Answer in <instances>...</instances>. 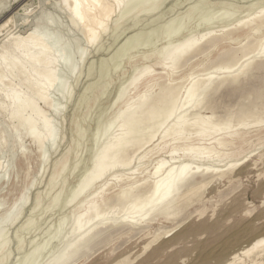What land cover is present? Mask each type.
I'll return each mask as SVG.
<instances>
[{"label": "bare ground", "instance_id": "6f19581e", "mask_svg": "<svg viewBox=\"0 0 264 264\" xmlns=\"http://www.w3.org/2000/svg\"><path fill=\"white\" fill-rule=\"evenodd\" d=\"M4 1L5 0H0V4H2V2H4ZM45 1L46 0H44V2ZM165 1L166 0H126L129 7H127L124 10H121V9L115 7V5L117 4V0H101V2H103L106 5V7L103 10L93 11L91 9V5L93 4V0H79V3L82 5L81 11L85 17V22H86L85 24L81 25L78 21H74L73 13L71 11H69L65 7H62V5L64 4V0H55L53 3V7H60L61 9H63L62 11H64V13H65L64 15H66L67 19H68V20L67 19L66 20L69 21L67 23H69L70 29L73 31V33H76L80 37V40H81L80 42H82V43L84 42L83 43L84 45L82 43H81L82 44L81 45L80 43H78L79 42L78 39H75V42H73V46L75 44L74 47L71 46L70 42L68 41L70 39V37H69V39H64L66 37L63 36L64 38H62L61 35L59 34V33H62L61 31L58 32V30L56 31V30L51 28L55 24V21H53L52 20L53 18L50 16L48 19L51 18L52 23L50 25H47L48 35L51 37L49 42H47V43H44V42L33 43L32 41H27V42H22L18 45L16 43V40L14 39L11 42L6 43V41H8L9 37L25 38V37H28L29 34L32 33L36 29V26H37L36 21L39 17L34 16L33 20L32 19L29 20L30 16H32L33 14L31 13V11H28V7H27L28 5L23 6L22 10H23L24 16H23L21 22L19 21L20 24H17L16 26H20V27L27 26V29L25 31L23 30L24 32H20V30H17L16 32L9 31L0 40V160H3L2 156L4 154H6L5 156H7L8 160L9 159L11 160L15 156V154L17 156V153L18 154L20 153L23 156L25 154V152H24L25 149L23 150V146H24L23 140L25 138H27L32 143L35 144V146L37 148L36 151L39 152L38 153V159H39L40 165H42L41 168L44 165H46V163L49 161L48 160L49 157L52 155L51 152L56 151V149L58 147L57 146L58 140H57L54 148L52 147V145L50 143L47 145V149L51 153V155L49 156L48 153H46L45 151H42L43 145L41 143V138L46 133L47 128L49 126H53V127H55V129L57 131L58 139H61V138H59L60 132L58 131L56 120H57V118L62 117L61 112L64 111L65 109H67L66 107H69L67 105H63L62 103H65L70 98L71 95L72 96L74 95L73 93L71 94V92L73 90L72 88L75 86L74 85L75 83L71 84L72 81L70 82L69 79L70 80L73 79V81L75 80L76 82L81 81L82 75L80 77L81 78L80 81L78 79L79 78L78 74L80 72H82V70H80V68H83L81 66V64L83 65L85 60L88 58L89 53H91L92 50H95V48L97 47V44L99 45L98 42L101 41V39L103 37H105L106 35L108 36L109 32H111L110 31L111 26L113 27L112 30H115L117 28V30H115V32L119 33L118 26L120 25L119 27H122L123 23L126 22L130 16H131L130 18H132L133 16H135L139 13L141 15L142 12L144 13V14L142 13L143 15H147V16L150 15L151 16L154 12H158L156 9H158L159 6L161 4H163ZM178 1L179 0H176L177 3H175V2L174 3L179 5ZM189 1H191V0H189ZM193 1L194 0H192V2ZM201 1L205 2V0H201ZM201 1H199V2L202 3ZM37 2H38V0H37ZM75 2H76V0H71V3L73 4V6L75 5ZM244 2H245V0H244ZM244 2H240V3H244ZM259 2L262 3V0H256V1L255 0H248V4H246V6H244V9L248 11L256 3H259ZM165 3H167V2H165ZM165 3H164V5H165ZM200 3H198L199 6H200ZM221 3L222 2H219L218 0L217 1L214 0L211 2V5L219 6ZM4 4H6V2ZM175 4L173 6H176ZM232 4H230V5H232ZM181 5L182 4H180V6ZM193 5L187 11L186 15H183V16H185L184 19L183 18L180 19V17H181L180 16V17H178L179 20L176 21L175 17L177 16V13H179V12H177L176 16L172 17V19L174 18L173 20L172 19H171V21L167 20L168 24L167 23L163 24V25L167 26V31H163L166 33V35L163 33L164 38H165V36L168 38L167 43L164 46H162L155 54L152 55L153 63L149 64V65H144L140 69H134V72H133L134 74L131 72L133 75L130 74L131 77L127 76L129 78L128 79L129 81L127 79L126 80L128 82L125 83V81H123L126 85L121 86L120 85L121 81H120L119 85L121 87H119V85L117 86V88L119 87V90L117 89L118 92L116 91L117 92L115 95L116 97H114L115 99H113L114 102L113 101H111V102H113L114 104L118 103V101L119 100L121 101V99L125 95H127V93H129L128 98L125 100L123 106L111 117V119H109L107 121V123H105L103 126L100 125L101 123H99V125L96 124L97 131H100V133L103 132L105 134V133L109 132L112 128H115L116 132H114V133L109 132L110 134L107 133L109 135L106 134L107 136L105 138V141L104 142L102 141L103 143H101L99 149L98 150L95 149L97 151L92 154L93 157H92V160L90 161L91 165H90L89 169L86 171V173L84 175H82L84 177L80 181L78 179L79 182H78V184L76 183L77 184L76 188L74 186L75 189L73 188L74 190L73 189L71 190L73 192L71 193V196H69V198L66 197V199L68 198L66 201H65V197H64L65 204L64 203L63 204L65 206L67 205L68 207H69V204L72 203L75 199H77L79 197H81V198L79 199V201L76 204L73 205V210H72V214H71L72 216L71 217L69 216L71 218L70 224L68 223L69 226L67 227V229H65L63 234H61L60 231L62 229L61 226H62L63 222L64 221L66 222L65 218H63L64 221L59 222L58 225L55 224L56 226H58V229L54 231V232L57 231L56 232L57 234L56 233L55 234L58 235L60 233L61 235L58 236V240H57L58 243L53 245L54 246L53 250L52 251L49 250L50 251V252L48 251L49 254L47 253V256L45 255L46 257H45L44 261L51 259L58 252H60L64 249H69V251L71 252V259H72V261H74L77 256L86 254V252H88L91 249L92 245L97 240L99 243L100 242L99 238H103V235L106 233V230L112 229V231H113L114 229H116L115 227L119 228L118 227L119 225H123V224H125L126 226L129 225L130 228L137 225V227H138V225H140L143 222H146L149 220L151 221V219L154 216L162 215L165 218L177 216L182 211L183 207L185 206V204H186L185 201L190 200L195 196H200L202 193V189L205 186H207V184H209L212 180L219 179V178L225 176L226 174L230 173L235 166H236L235 169L237 170V165L239 164L238 162L241 161V159L239 157L244 152L243 145H244V143L248 142L250 139L248 137V134L250 132H248L247 130H244L242 128L247 127L249 125V123L246 122V118L248 116H252V114H254L255 106H254V108H250L249 106H248V108H246V107H244L245 105L241 106V104H240L239 107H242V108L240 110L237 109V111H239V113L236 115H240V116H239L238 120H237V118L235 119V121H237V122H234L235 124L232 122V118H234V117L231 118L229 116L225 119L224 116L222 115L224 118L223 120L222 119L216 120L217 117L213 116L214 115L213 113L209 114V115L208 114L207 115H201V110L204 107H206V105L208 103H210V100H213V98H210V96L212 94L216 93L217 91H219L218 89L221 86L225 87L226 83H229V85L230 84L234 85L235 83H239L241 80H243L244 76L247 75L248 73H251V71L256 70V69H257L256 71H258V69L261 67L262 68L260 71H262V69L264 68V57H261L260 55L257 54L259 46H260V42L262 40H264V16H261L259 14L261 11V4L259 7L260 10L259 11L257 10L258 12L256 11V13H254L253 15H251V14L247 15V12H246V14L244 13L243 16L241 15L242 17L240 16L239 18H235L236 15L234 17V12H233V8H232L234 6L231 7L232 10L229 9L231 11L225 10V11L221 12V10H224V8L219 10L221 13L218 12V15H215L216 17H213V14H217L216 12L214 13L215 8H211V9H213V11H211L213 14L208 10L209 13L206 15L207 11L205 10V15H204V12L201 11V12H203V15L205 16V18H203L202 14H201L202 17L200 15H198L200 18H198V16H196V17L198 18L197 21H199V24L198 23L197 24H198V26H202V29H200L201 27L198 28L200 30L198 32H196L195 34L192 33L195 30L186 34L185 32H183L184 28H185L187 23L191 22L190 20H189L190 21L189 22L188 19H190L191 16H194V13L197 10L196 6H198V5L195 6V4H193ZM2 6H3V4H2ZM39 6H42V5H39ZM163 6H162V8H163ZM202 6L205 7V5H202ZM208 6H210V5H208ZM223 6H221V7H223ZM3 7H5V6H3ZM3 7H1V8L3 9ZM210 7H212V6H210ZM228 8H230V7H228ZM29 9L31 10L32 8H29ZM171 9L172 10L170 11V13L173 12V10H174L173 8H171ZM178 9H180V7ZM205 9H207V8H205ZM57 10H58V8H57ZM185 10H187V8ZM216 11H218V10H216ZM9 12H11V11L9 10ZM35 12H36V10H35ZM48 14H49V12H48ZM50 14H52V13H50ZM235 14H237V13H235ZM54 15L55 14L53 13V16ZM140 15H137V16L140 17ZM170 16H171V14H170ZM4 17H6V16H4ZM136 17H133L132 20L136 19ZM141 17H143V16H141ZM165 17H163V18H165ZM56 18H54V20ZM159 18H162V17H160V15H159ZM163 18H162V20H163ZM178 18H176V19H178ZM137 19H139V18H137ZM199 19L200 20L202 19V20L200 21ZM59 20L57 22H59ZM132 20H131V22H132L131 24L133 25L135 22H133ZM142 20L144 21V19H142ZM153 20L151 22H154ZM174 20H175V22H174ZM159 21H160V19H159ZM11 22H12V18L11 19L9 18L6 21L2 22L0 24V31H2L6 26H8L7 24H9ZM158 22H155V24ZM173 22L175 23V26H182V29L177 36H172L171 38H169V28L168 27L171 26L172 24H174ZM101 23L103 24V28H100ZM127 23H129V20L127 21ZM60 24H57V25L62 26ZM140 24H138V25H140ZM146 24H148V23H146ZM155 24H153V25H155ZM213 24H216L217 27H219V29H215L213 26H211ZM69 25H67V26H69ZM125 25H127V24L125 23ZM145 25H144V27H145ZM63 27H65V26H63ZM89 27L93 28L94 30L99 29V32H100V37H99L98 42L95 45L90 46V47L87 45V40H86V34H87ZM123 27H124V25H123ZM148 27H149V25H148ZM156 27H158V26H156ZM159 27L162 31L160 24H159ZM162 27H164V26H162ZM165 27H164V29H165ZM65 28L67 30V27H65ZM141 28H143V27H141ZM60 29H61V27H60ZM70 29H69V31H70ZM121 29H119V30H121ZM123 29H125V28H123ZM134 29H136V28H134ZM134 29L133 30L130 29L129 32H125V34L130 33V35L127 37V39L135 38L139 35V32H141V33L143 32V31L138 32ZM152 30L155 31L154 33L157 32L153 28H152ZM69 31H68V33H69ZM161 31H159V32H161ZM185 31L188 32L187 29ZM148 32H150V31H148ZM159 34L161 35V33H159ZM69 35H71V34H69ZM122 35L124 36L123 33H122ZM112 36H114V32H113V35H110V38H109L110 40H111ZM117 36L116 37L114 36V37L116 39L120 38L121 34H120V36H118V37ZM149 36L151 39H153L152 37H154V36L151 37L150 34H149ZM114 37L112 38L113 41H114ZM158 37L159 36H157V39H158ZM121 38H122V36H121ZM147 38H145V39H147ZM73 39H71V40H73ZM240 39L243 40L244 43H242L240 46H238V48L235 50H231L232 48H227V46H225V44H229V42H235V41L239 42ZM159 40H157V41H159ZM189 40L198 41V43H195V45L188 52H186L185 54L178 57L175 61L174 66L166 67V62H167L169 56L172 54L174 46H179L180 44H183L184 42L189 41ZM117 41H118V39H117ZM129 41L130 40L127 41V44L129 43ZM155 41H156V39H155ZM116 42H115V44H116ZM124 42H125V40H124ZM124 42H122V43H124ZM131 42H133V41H131ZM148 42H150V39L148 40ZM148 42L145 43L144 46H146V44H148ZM156 42H155V44L151 43L152 44L151 46H153L155 48L157 45H159ZM165 42H166V40H165ZM106 43H107V41H106ZM141 43H143V41ZM124 44H121L119 46H122ZM127 44H125V46H127ZM136 44H138V43H136ZM136 44H135V46H136ZM149 46H150V44H149ZM85 47H88V49H90V50L87 51L86 55L82 56L81 55V49H83ZM100 47H98V48H100ZM153 47H151V48L153 49ZM110 48L111 47H109V49ZM139 48H141V50H142L141 46ZM117 49H120V51H121V48L117 47ZM124 49H127V48L125 47ZM128 49L125 51L126 54H128L127 53ZM130 49H132V50H130ZM130 49H129L130 53H131V51L133 53V52L139 50L137 48H136L137 49L136 50L135 47L131 48V44H130ZM145 49H148V47L147 48L143 47V50H145ZM166 49L168 51H165ZM101 50L99 49V52ZM109 51H111V49ZM115 51H118V50H115ZM210 52H216V61L218 62V64L211 67L212 71L205 72L204 74L190 73L187 75H180L179 77L173 78V76L176 74L175 71L178 68L182 67L183 65L187 64L186 62L191 57L196 56L198 54H204V53L206 55H208ZM57 53L60 54L59 57L57 56ZM93 53H95V52H93ZM108 53L106 52V54H108ZM115 53L117 54V52H115ZM95 54L97 55V53H95ZM124 54H122V55H124ZM112 55H114V57ZM110 56H112L114 59L117 57H120V56L115 57V54H110ZM64 57L69 58L70 63L65 64L64 59H63ZM123 57L124 56H122V58ZM120 58H118L119 61L122 60ZM124 58H128V57L126 56ZM107 59H109V57ZM114 59H113V61H114ZM123 60H126V59H123ZM113 61H112V63H113ZM119 61H117L118 64L120 63ZM109 62H111L110 59H109ZM102 63L104 64V62H102ZM112 63H109L110 67L113 64H115L116 62L113 64ZM93 64L95 65V61ZM93 64H92V69H94ZM118 64H115V67H113V68H115L114 70L117 69L116 65H118ZM121 64H124V63H121ZM87 67H89V66L87 65ZM108 67H106V68H108ZM121 67L123 68L122 65H121ZM156 69H160V72L156 71ZM87 70L88 69H86V71H85L86 73L89 70L91 71V69H89L88 71ZM99 70L102 71L101 68ZM117 70L120 71L121 69L119 70V68H118ZM229 70H231V71H229ZM105 71L107 72V70H105ZM105 71H103V72H105ZM202 71H205V69ZM97 72H98V70H97ZM103 72H101L102 76L108 74V73L106 74V72L103 74ZM110 72H113V71L110 70L109 74H110ZM101 73L99 71V73H97V74L98 75L100 74L99 76H101ZM113 73L116 74L115 72H113ZM126 75H128V74H126ZM89 76L84 78V79H86V80L88 78L91 79L90 77H92L93 75L90 77ZM107 76H109V75H107ZM200 76H202V77H200ZM162 77L166 78L165 82L160 81V79ZM100 78H102V77H100ZM246 78H248V77L246 76ZM99 79H98V81L96 80V84H97V82L100 81ZM109 79H111V78H109ZM258 79H260V78H258ZM106 80H108V79L106 78ZM178 80L181 81L180 82L181 85L178 82ZM244 80H243V82H244ZM256 80L257 79H255V81ZM53 81H57V83H54ZM101 81H103V79H101ZM248 81H250V80L248 79ZM263 81H264V79H263ZM117 82H119V81H117ZM186 82H188V84L186 86H183ZM241 82H240V84H242ZM93 83H92V85H94ZM124 83H121V84H124ZM96 84L94 85V88H96ZM240 84H239V86L242 87V85H240ZM243 84L245 85L246 82ZM250 84H251V81H250ZM72 85H74V86L72 87ZM78 86H79V84H78ZM78 86L76 85L77 89H78ZM97 86H101V85H97ZM108 86L109 85H107V87ZM234 86H236V85H234ZM239 86H238V88H239ZM88 87H89V85L87 86V88ZM258 87L256 86V89ZM260 87H262V85ZM109 88H110V86H109ZM223 88H222L223 91L222 92L220 91L221 93H223L225 91L226 92L229 91L226 88L225 89H223ZM228 88H230V86H228ZM244 88L242 90H246ZM107 89L108 88H106L105 90H107ZM256 89H254V90H256ZM89 90H93V89H89ZM111 90L114 91V89H111ZM262 90L264 91V88H262ZM84 91H85V89H84ZM86 91L83 93H87ZM235 91L236 90H234V92ZM259 91H261V90H259ZM263 91H262V93H264ZM91 93H93V92H91ZM228 93L229 92H227L226 94H228ZM242 93H244V91H242ZM102 94H103V92H102ZM106 94H105V96H107ZM112 94H111V96H112ZM257 94H259V93H257ZM86 95H88V94H86ZM90 95H92V94H90ZM193 95H199L201 97V99L203 100V103H192L190 100V97ZM238 95H239V93H238ZM238 95H237V97H238ZM244 95H245L244 98H246L248 100V97L250 95H254V93L249 92V93L244 94ZM260 95H263V94H260ZM89 96H86V97H89ZM234 96H236V95H234ZM84 97H85V95H84ZM212 97H213V95H212ZM217 97H218V95H217ZM223 97H224V95H223ZM226 97H227V95H226ZM242 97H243V95L241 94V98ZM256 97H261V96L257 95ZM214 98H215V95H214ZM229 98H232V97H229ZM84 99H82V100H84ZM90 99H92V98H90ZM97 99H99V98H97ZM88 100H89V98L87 99V102H89ZM239 100H240V98H239ZM251 100H252V98L250 99V101ZM259 100H260V98H259ZM263 101H264V99H263ZM94 102H96L95 99H94ZM97 102H99V100ZM97 102L94 103V105L98 104ZM213 102L215 103L214 100H213ZM216 102H217V100H216ZM252 102H254V100L251 101V103ZM67 103H69V101ZM241 103L244 104L242 101H241ZM255 103L256 102H254V104ZM260 103H261V101H260ZM262 103H264V102H262ZM61 104L63 105V107L66 106L64 110H63V107ZM82 104H85V103H82ZM80 105H81V103H80ZM237 105H239V103H237ZM246 105H248V104H246ZM213 106H215V105H213ZM260 106L261 105H259V107ZM224 107H226V106H224ZM263 107H264V105L262 104V108ZM79 109H81V106L79 107ZM103 109L105 110V108H103ZM107 109H106V111H107ZM230 109L233 110V108H230ZM207 110L208 109H206L204 111H207ZM228 110L229 109H227V111ZM83 111H84V109H83ZM108 111H110V109ZM176 111H179V113H180L178 119L177 120H169L170 114H172L173 112H176ZM204 111H202V112H204ZM65 112H63V114ZM92 113L93 112L91 110L90 114H92ZM105 113H107V112H103L104 115H105ZM230 113H232V112H229V115H231ZM258 113H260V112H258ZM79 114H80V112H79ZM260 114H263L262 111ZM260 114H257V115H260ZM97 115H98V113H97ZM97 115L94 116V114H93L94 117H97ZM99 115H101V114H99ZM216 116H218V115H216ZM90 117H92V116H90ZM100 117H102V116H100ZM85 118H86V115H85ZM62 119H65V118H62ZM89 119H88V121H89ZM83 120H85V119H83ZM178 120H182L184 123V127L182 130H178L176 127ZM63 122H64V120H62L61 123H63ZM98 122L99 121L97 120V123ZM261 122H263V121H261L259 119L258 120L255 119V121H253V123L251 122V124L257 125ZM84 125H85V123H84ZM77 126L79 127V124L76 125V127ZM234 126H238L241 129H239V128L233 129ZM60 127H62V126H60ZM63 127H64V125H63ZM79 128L77 130L81 129V128L80 129ZM97 131H95V132H97ZM180 131H182V133H183L182 135H178V132H180ZM33 132L36 133L35 137L33 136ZM63 132H64V130H63ZM82 132H85V131H82ZM87 132H89V130ZM255 132L257 133L256 136H257L258 140L264 139V132L263 131L258 132L256 130ZM79 133H81V130L79 131ZM92 134H95V133H92ZM84 135H86V134H83L80 136L82 137ZM76 136L78 139V134ZM80 136H79V138H80ZM92 137H91V140H94V139L99 140V138L98 139L97 138L92 139ZM156 137H157L158 142L154 145L153 144L149 145L152 143L154 138L156 141ZM82 138H84V137H82ZM79 140L81 141V138ZM70 141L72 142L73 140H70ZM83 142H85V141H83ZM95 142H97V141H94V144H95ZM76 144H78V143H76ZM76 144H75V146H76ZM91 144H93V141ZM70 145H71V143H70ZM72 145H71V147H72ZM78 145L82 146V144L81 145L78 144ZM108 145H117L118 146L117 152L113 154V158L109 159L107 164L104 165V167H107L109 169L110 174L102 182H97V183H95V185H93L92 181L94 179V171L97 170L96 157H97L98 153L103 152V150ZM68 149H69V147H68ZM75 149H78V146L75 147ZM90 149L91 150L88 149L89 150L88 152L92 153V149L94 150V148H90ZM85 150L83 152H85ZM31 154H33V153H31ZM67 154H68V151L63 152L61 154L60 158L55 159L53 161L52 171L50 173V176H49L47 184H46L47 189H49L53 186L56 177L61 172H62V175H65V173H64V172H66V171H64L65 167H66L65 170H68L67 166H66ZM84 154H82V155L84 156ZM263 154H264V152H260L258 154L257 160H261L262 162H264ZM151 155H156V158H155V162H154L152 168L149 171H147V167L145 166V160L147 158H149ZM53 156H52V158H53ZM50 159H51V157H50ZM81 159H80V161H81ZM90 159H91V157H90ZM133 160L136 161L135 165L132 164ZM3 162H5V161H3ZM11 162H13V161H11ZM73 163H74V161H73ZM220 163H222V164H220ZM5 164H6V162H5ZM10 164H9V166H10ZM113 164H115V167H112ZM7 165H8V163H7ZM7 165H4L5 169L2 172L0 171L1 172L0 180H2L4 182L8 178L7 175H8L9 169L7 170V168H6ZM246 166H248V164L241 167L237 171L236 174H238V172L243 170ZM68 167H69V163H68ZM185 167L190 169L189 175H187L186 178L182 182H180L178 186L173 187L172 191L170 193H168L166 191V185H168L171 182L173 174L175 172H178L179 169L185 168ZM9 168H11V167H9ZM83 168H85V164H84ZM1 169H2V165L0 162V170ZM47 169H48V167H47ZM45 170H46V168L44 169V171ZM42 171L43 170H41V172ZM77 171L79 172V169H77ZM137 172H139V173H137ZM45 173H46V171L44 172V174ZM39 175H40V173H39ZM62 175L60 174L61 177H63ZM71 176H73V175H70V177ZM205 177L206 178L208 177L210 180L206 182L204 180ZM59 179H61V181H62V178H59ZM69 179H71V178H69ZM39 181H40V179H39ZM37 182L31 181L29 186L26 189H30L32 186L36 187L37 184L35 185V183H37ZM40 183H43V182H40ZM82 186L85 187L84 193H82L79 197H76L74 199L73 198L74 194L78 190H80ZM158 186L160 188L159 192H157ZM3 187H4V185H3ZM70 187L67 186V188H70ZM114 188H117V190L113 193H109V191L111 189H114ZM70 189H67V190H70ZM102 189H103V193L99 196V198H97V194L101 193ZM32 190H33V187L31 189V191ZM52 190H53V188H52ZM26 192L23 191L13 201V203L10 205L9 208H7L2 213L0 212V262L6 261V258H7V255H5L4 250L7 247V244H9L8 242H10V239H8L6 237L8 229L11 227H13V228L16 227L21 222L22 218L24 219V217H26L25 220L23 222H21L19 227H17V228L20 229V228H23L25 226L28 227L27 225H29L31 220L34 219V216L32 218V214L34 213V210H35V212H37L36 207L39 205V203L41 201V192L37 191L35 193L34 198H33V202H31L32 198L30 197V199H29V197H28L29 195ZM70 192L68 194H70ZM227 193H229V191H227ZM223 194H225V193H223ZM64 195L67 196L66 193H64ZM220 195L222 196V194H220ZM62 197H63V195H62ZM52 198L53 199H52L50 205L51 206L57 205L56 203L59 200L58 194H56ZM222 198H221V200H222ZM28 199L30 202H28ZM61 200H63V199H61ZM45 201H47V200H45ZM45 201L44 202L42 201L43 204L45 203ZM123 201L127 202V203H125L126 204L125 206L124 205L122 206L120 204V203L123 204ZM263 203H264V201H263ZM58 204H60V202H58ZM116 204H118L117 206H119V204H120L121 207L119 206L117 208ZM0 205H1V201H0ZM40 206H38V207H40ZM44 206L46 207V205H44ZM42 207H43V205H42ZM59 208H61V207L59 206ZM201 208H202V206H201ZM54 209H53V211H54ZM61 209H62V211H60ZM61 209H59L60 214H61V212H63V207ZM45 210H47V209H45ZM50 210L48 213H50ZM39 211H41V210L39 209ZM39 211H38V213H39ZM43 211H44V209H43ZM9 213H13L12 219L15 220V223H11V224L6 223V220L8 219ZM25 213H26V215H24ZM64 213H66V212H64ZM36 214H34V215L36 216ZM42 214H38V215L41 216ZM63 214H61V215H63ZM56 215H57V213H56ZM66 216L68 217V215H66ZM97 216L106 217L107 222H105L104 219L97 221ZM125 217H127V219H125ZM42 218H44V217H42ZM60 219H61V216H60ZM216 219H217V217H216ZM39 220H41V218ZM39 220H38V222H39ZM171 220H172V218H171ZM42 221H44V220H42ZM48 221H49V218H48ZM48 221L46 218V220H45L46 224L48 223ZM34 222H32L31 225H33ZM57 222H55V223H57ZM44 224H43V227L46 226ZM178 224H180V223H178ZM31 225H29V227H28L29 229L32 227ZM40 225H42V224H40ZM33 226H34V228L32 227V231L30 230L31 233H33V229H36V231H37L38 229L40 230V228H42V227L35 228V225H33ZM52 226H53V224H52ZM64 226H65V223H64ZM26 227L23 229L26 230ZM137 227H135V228H137ZM59 228H61V229H59ZM48 229H49V227H48ZM51 229L53 230V227H50V230ZM122 229H124V228H122ZM162 229H163V227H162ZM166 229H167V227L165 228V230ZM25 230H23L24 233H25ZM45 230H46V228H45ZM63 230H64V228H63ZM145 230H146V228H145ZM36 231L34 230V232H36ZM169 231H171V230H168L165 233H167ZM174 231H175V229H174ZM43 232H41L42 233L41 235H43ZM50 232H52V231H50ZM50 232H49V234H50ZM114 232H116V231H114ZM181 232H182V230H181ZM38 233H39V231H38ZM109 233L111 234V232H109ZM25 234H27V233H25ZM51 234H53V233H51ZM55 234L52 235V237L50 238L51 240H53V238H54V240L56 239L55 237H53V236H56ZM110 234L106 233L107 236L108 235L110 236ZM9 235H10V233H9ZM9 235H7V236L9 237ZM14 235H13V237H16ZM167 235H169V234H167ZM37 236H36V238H37ZM50 236L51 235H49V237ZM22 237H23V235H22ZM38 237H40V236H38ZM158 237H159V235H154L153 239L151 241H149L144 246V248L146 249ZM23 239H18V241H16L18 249L21 248V241ZM34 239H35V237L33 238V240ZM39 239L40 238H38L37 240H39ZM46 239L48 241V238H46ZM107 239H110V237H108ZM13 240H14V238H13ZM25 240H26V238H25ZM33 240L30 239L29 240L30 242L29 241L28 242L31 243ZM37 240H35V241H37ZM43 240L46 241L44 238H43ZM43 240H41V241H43ZM54 240H53V242H54ZM177 240H179V239H177ZM239 241H241V240L238 237H235L232 241H226L223 248L218 250L216 256H218V258L221 259L220 256L222 254L228 252L230 254V256H229V258H227L225 260L226 264H261L260 256H262L264 254V235L255 234L252 237V239L247 241V243L245 245L240 244ZM28 242H27V244H28ZM107 242H105V243H107ZM34 243H36V242H33V244ZM43 243H45V242H42V245H43ZM46 243L48 244V242H46ZM55 243H56V241H55ZM105 243H104V245H105ZM37 244H38V242L36 243V245ZM51 244H52V242H51ZM44 246L37 245V246H35V248L31 249V252H29L30 250H28L29 249V247H28L27 252L32 253L34 251H40V252L42 250L45 251L46 248L43 249ZM50 247H49V249H50ZM21 250L22 249H20V251L19 250H17V251H19V253L21 252V254H24V252H22ZM17 251L15 253H17ZM24 251H25V249H24ZM112 252H113V250H112ZM29 253H27L26 255L28 256ZM20 256H22V255H20ZM38 256L39 255L33 256V257L36 258ZM15 257H16V255H15ZM15 257H13V258H15ZM23 257L25 258L26 256L23 255ZM19 259L17 258L16 260H19ZM245 259H248L249 263H246ZM9 260H14V259H9ZM20 260H19V262H20ZM36 260H37V258H36ZM37 261H40V260H37ZM22 262H23V260H22ZM12 263H14V262H12ZM129 263H130V260L123 259V260H120L116 264H129ZM15 264H16V261H15Z\"/></svg>", "mask_w": 264, "mask_h": 264}, {"label": "rangeland", "instance_id": "374dc122", "mask_svg": "<svg viewBox=\"0 0 264 264\" xmlns=\"http://www.w3.org/2000/svg\"><path fill=\"white\" fill-rule=\"evenodd\" d=\"M10 1V2H9ZM14 1V2H13ZM23 1V2H22ZM43 1V2H42ZM54 1L55 0H46L45 2H44V0H38V2H37V0H5L4 2H2V4H3V6H5V7H3L2 6V4H0V24L2 23V22H4V21H6L7 19H11L12 18V22L11 23H9V24H7L8 26H6L2 31H0V40L4 37V35H6L7 34V32H9V31H13V32H16L17 30H20V32H24L26 29H27V26H25V27H20V26H16L17 24H20V22H21V20H22V18H23V16H24V14H23V10H22V7L23 6H25V5H28L27 7H28V11H31V13L33 14L32 16H30V18H29V20H33L34 19V16H38V12L42 15V14H44V12H46L47 13V16H48V18H49V16L50 17H52L53 19V21H55V24L51 27L52 29H54V30H58V32H62V33H59L60 35H61V37L62 38H64L63 36H65L66 38H64V39H69V37H70V39L68 40L69 42H70V44H71V46H73V42H75V39H78V43H82V42H80L81 40H80V37L76 34V33H73V31L70 29V25H69V23H67V22H69V21H67L68 19H67V16L66 15H64L65 13H64V11H62L63 9H61L60 7H53V3H54ZM199 1H201V0H194L193 2H192V0L191 1H189V0H179L178 1V3H179V5L178 4H175V3H177L176 2V0H166L165 2H167V3H165V5H164V3L163 4H161L160 6H159V8L158 9H156L158 12H154L150 17L149 16H147V15H143L142 13H141V15H140V13L139 14H137V15H140V17H138L137 15H135V16H133V17H136V19H134V20H132L133 19V17L132 18H130L133 22H135L133 25L131 24L132 22H131V20L128 18L127 19V21L129 20V23H127V21L126 22H124L123 23V25H124V27H123V25H122V27L123 28H125V29H123L122 27H119L118 26V31H119V33L117 32H115V30H117V28L115 29V30H112L113 29V27L111 26V29H110V31L111 32H109V34H108V36L106 35L105 37H103L102 39H101V41H99L98 43H99V45L101 46H99L98 44H97V49L95 48V50H92V54L91 53H89V56H88V58L85 60V62L83 63V65L81 64V66L83 67V68H80V70H82V72H80L78 75H79V81H80V79H81V81L80 82H76L75 80V82L73 81V79L72 80H70L69 79V81L71 82V84H74V85H72V92H71V94L73 93L74 95V97L72 98L71 96H70V98L65 102V103H62L63 105H67V106H69V107H66V106H64L63 107V105H62V107H63V110L65 109V107L67 108V109H65L64 111H62L61 112V115H62V117H59V118H57V128H58V131L60 132H58L59 133V138H61V139H58V147H57V149H56V151H53V152H51L52 153V155H51V153H50V151L47 149V152L46 153H48V155L51 157V159H50V157H49V161L46 163V165H44L42 168H41V166L42 165H40V163H39V159H38V151H36V146H35V144L34 143H32L29 139H27V138H25L24 140H23V150H24V152H25V154L22 156L20 153L18 154L17 153V156H16V154H15V156L10 160H8V158H7V156H5L6 154H4L3 156H2V159L3 160H0V162H1V165H2V169L0 170L1 172L5 169V166L4 165H7V163H8V165L6 166V168H7V170H8V175H7V179H6V181L4 182V181H2V180H0V201H1V207H0V212L2 213L3 211H5L7 208H9L10 207V205L13 203V201L23 192V191H27L26 193L29 195L28 197H29V199H30V197L32 198L31 199V202H33V198H34V195H35V193L37 192V191H39V192H41V201H40V203H39V205L38 206H40L41 204L43 205V207H42V205L40 206V207H38L41 211H39V209L36 207V211L37 212H35V210H34V213L32 214V218H33V216H34V219H32L31 220V222L29 223V225H31L32 224V222H34L33 223V225H35V228H40V227H42V228H40V230L38 229L37 231H36V229H33V233H31V231H32V227L34 228V226L33 225H31L32 227L29 229L28 227H29V225H27L28 227H26V230L25 229H23V228H25V227H23V228H20V229H18L17 227H19V225H20V223L21 222H23L24 220H25V218L26 217H24V219L22 218V220H21V222L16 226V227H11V228H9L8 229V232H7V235H9V233H10V235H9V237L6 235V237L8 238V239H10V242H8L9 244H7V247L5 248V250H4V253H5V255H7V258H6V261H7V264H15V261H16V264H20L21 262H22V260L24 261L25 260V258L26 257H29V252H31V249H33V248H35V246H37V245H41V246H44L43 247V249H45V251L44 250H42L41 251V253L43 254H40L38 257H36L37 258V260H42L43 259V261H44V259H45V257L47 256V253L49 254V250H53V248H54V246L53 245H55V244H57L58 243V236L59 235H61V234H63L64 233V231H65V229H67V227L69 226L68 225V223L70 224V220H71V214H72V210H73V205L74 204H76L78 201H79V199L81 198V197H79V198H77V199H75L72 203H70L69 204V207L66 205H64L65 204V201L69 198V196H71V193L73 192V191H71L73 188H74V186H75V188H76V186H77V184H78V182L84 177V176H82V175H84L85 173H86V171L89 169V167H90V165H91V160H92V154L93 153H95L98 149H99V147H100V145H101V143H103L104 141H105V138H106V136L107 135H109L110 133H114V132H116V129L115 128H112L109 132H107V133H109V134H107V133H103V132H101L100 133V131H97V126H96V124H98L99 125V123H101L100 125L101 126H103L105 123H107V121L109 120V119H111V117L123 106V104H124V102H125V100L128 98V94L129 93H127V95H125L122 99H121V101L119 100L118 101V103H113L114 101H113V99H115L114 97H116L115 95H116V93L118 92V90H119V87H121V86H124V85H126L125 83L126 82H128L129 80V78L128 77H131V75H133L134 73V69H140L142 66H144V65H149V64H152L153 63V61H152V55L153 54H155L162 46H164L166 43H167V37L165 36V38H164V34L166 35V33L165 32H163V31H167V26L166 25H163V24H166L167 23V20L168 21H171V19H172V17H175L176 16V13L177 12H179V13H177V16L175 17V20L177 21V20H179V18L178 17H180V19L181 18H185V16H183V15H186V13H187V11L191 8V6L193 5V4H195V6L196 5H198V6H196L197 7V10H196V12L194 13V16H191V18L190 19H188V21L190 22V23H187L186 24V26H185V28H184V31L183 32H185L186 34L187 33H189V32H192V31H194V32H192V33H196V32H198L200 29H202V26H198V24H199V21H197V19L198 18H200L198 15H200L201 17H202V15H203V12H204V15H205V10L207 11V13H206V15L209 13V11L211 12V11H213V9H211V8H215L214 10V13L216 12L217 14H213L212 12V14H213V17H216L215 15H218V12L219 13H221V12H223V11H225V10H228V11H231L232 10V8H233V12H234V17H235V15H236V17L235 18H239L241 15L243 16V14L245 13L246 14V12H247V15L248 14H251V15H253L254 13H256V11L258 10H260V4H261V2H259V3H256L250 10H245L244 9V6H246V4H248V0H245V2H244V0H218L219 2H222L219 6H213V5H211V2L212 1H214V0H205V2L204 1H201L202 3H200ZM217 1V0H216ZM225 1V2H224ZM244 2V3H240V2ZM256 1V0H255ZM6 2V4H4ZM175 2V3H174ZM188 2V3H187ZM192 2V3H191ZM224 2V3H223ZM176 5V6H173L174 4ZM198 3H200V6H199V4ZM233 3V4H232ZM237 3V4H236ZM20 4V5H19ZM180 4H182L181 6H180ZM186 4V5H185ZM205 5V7L204 6H202V5ZM230 4H232V5H230ZM10 5V6H9ZM39 5H42V6H39ZM164 5V6H163ZM208 5H210V6H212V7H210V6H208ZM224 5V6H223ZM230 5V6H229ZM8 6V7H7ZM38 6H39V8H38ZM162 6H163V8H162ZM178 6V7H177ZM183 6V7H182ZM189 6V7H188ZM194 6V5H193ZM221 6H223V7H221ZM232 6H234V7H232ZM1 7H3V9L1 8ZM15 7V8H14ZM177 7V8H176ZM180 7V9H178ZM201 7V8H200ZM228 7H230V8H228ZM232 7V8H231ZM6 8V9H5ZM9 8V9H8ZM14 8V9H13ZM29 8H32L31 10L29 9ZM57 8H58V10H57ZM171 8H173L174 10H173V12H171L170 13V11L172 10ZM187 8V10H185ZM205 8H207V9H205ZM209 8V9H208ZM218 8V9H217ZM224 8V10H221V9H223ZM226 8V9H225ZM43 9V10H42ZM52 9V10H51ZM229 9H231V10H229ZM237 11H236V10ZM9 10L11 11V12H9ZM35 10H36V12H35ZM160 10V11H159ZM200 10V11H199ZM209 10V11H208ZM216 10H218V11H216ZM219 10H221V12L219 11ZM13 11V12H12ZM49 12V14H48V12ZM165 11V12H164ZM169 11V12H168ZM175 11V12H174ZM182 11V12H181ZM199 11V12H198ZM201 11H203V12H201ZM257 11V12H258ZM50 13H52V14H50ZM53 13L56 15H54L53 16ZM163 13V14H162ZM174 13V14H173ZM235 13H237V14H235ZM240 13V14H239ZM167 14V15H166ZM170 14H171V16H170ZM173 14V15H172ZM180 14V15H179ZM202 14V15H201ZM239 14V15H238ZM159 15H160V17H165V18H163V20H162V18H159ZM163 15V16H162ZM193 15V14H192ZM203 15V18H205V16ZM4 16H6V17H4ZM141 16H143V17H141ZM147 16V17H146ZM158 16V17H157ZM196 16H198V18L196 17ZM241 16V17H242ZM245 16V15H244ZM57 17V18H56ZM63 17V18H62ZM157 17V18H156ZM3 18V19H2ZM54 18H56L55 20H54ZM137 18H139V19H137ZM176 18H178V19H176ZM51 19V18H50ZM60 19V20H59ZM67 19V20H66ZM142 19H144V21L142 20ZM154 19V20H153ZM158 19V20H157ZM159 19H160V21H159ZM174 19V18H173ZM172 19V20H173ZM193 21H192V20ZM196 19V20H195ZM59 20V22H57ZM139 20V21H138ZM154 21V22H151V21ZM175 20H174V22H175ZM200 20V19H199ZM202 20V19H201ZM200 20V21H201ZM20 21V22H19ZM61 21V22H60ZM159 21V22H158ZM141 24H140V23ZM148 23V24H146V23ZM155 22H158V23H156L155 24ZM173 22V23H174ZM61 23V24H60ZM125 23L128 25H125ZM198 23V24H197ZM57 24H60V25H62V26H59V25H57ZM65 24V25H64ZM130 24V25H129ZM136 24V25H135ZM138 24H140V25H138ZM146 24V25H145ZM151 24V25H150ZM153 24H155V25H153ZM159 24H160V26H161V28H162V31H161V29H160V27H159ZM162 24V25H161ZM168 24V23H167ZM56 25V26H55ZM67 25H69V26H67ZM144 25H145V27L147 26L148 27V25H149V27L147 28H145L144 27ZM172 25H175V23L174 24H172ZM171 25V26H172ZM63 26H65V27H67V30L69 31V29H70V31H69V33H68V31L66 30V28L65 27H63ZM126 26V27H125ZM137 26V27H136ZM156 26H158V27H156ZM162 26H166L165 27V29H164V27H162ZM197 26V27H196ZM211 26H213L215 29H219V27H217V25L216 24H213V25H211ZM56 27V28H55ZM60 27H61V29H60ZM141 27H143V28H141ZM201 27V28H200ZM16 28V29H15ZM58 28V29H57ZM63 28V29H62ZM122 28V29H121ZM134 28H136V29H134ZM145 28V29H144ZM152 28L154 29V30H156L157 32V34L156 33H154L155 31H153L152 30ZM157 28V29H156ZM169 28V27H168ZM198 28H200V29H198ZM22 29V30H21ZM119 29H121V30H119ZM130 29L131 30H136V31H143L142 33L141 32H139V35L137 36V37H135V38H131V39H127V37L130 35V33H126L125 34V32H129L130 31ZM150 29V30H149ZM188 30V32L187 31H185V30ZM197 29V30H196ZM24 30V31H23ZM191 30V31H190ZM67 33H66V32ZM72 31V32H71ZM122 31V32H121ZM145 31V32H144ZM148 31H150V32H148ZM159 31H161V32H159ZM113 32H114V36L116 37L117 35L118 36H120V34H121V36H122V38H121V36H120V38H117L118 39V41H117V39L114 37V36H112V38L114 37V41L112 40V38H111V40L109 39L110 38V35H113ZM161 33V35L159 34V33ZM65 33V34H64ZM122 33L124 34V36L122 35ZM141 33V34H140ZM146 33V34H145ZM164 33V34H163ZM69 34H71V35H69ZM73 34V35H72ZM76 34V35H75ZM149 34L151 35V37L152 36H154V37H152L153 39H151L150 38V36H149ZM69 35V36H68ZM75 35V36H74ZM68 36V37H67ZM73 36V37H72ZM117 36V37H118ZM150 39V42H148V38ZM157 36H159L158 37V39H157ZM156 37V38H155ZM74 38V39H73ZM108 38V39H107ZM138 38V39H137ZM144 38V39H143ZM145 38H147V39H145ZM71 39H73V40H71ZM106 39V40H105ZM140 39V40H139ZM143 39V40H142ZM155 39H156V41L157 40H159V41H155ZM124 40H125V42H124ZM128 40H130L129 41V43L131 44V48H133V47H135V49L137 48V49H139V50H137V51H135V52H133L132 53V51H131V53L129 52L130 50H132V49H130V44L128 43L127 44V41ZM154 40V41H153ZM165 40H166V42H165ZM106 41H107V43H106ZM114 43H113V42ZM118 43H117V42ZM131 41H133V42H131ZM143 41V43H141ZM241 41V42H240ZM240 41L238 42H229V44H225V46H227V48H232L231 50H235V49H237L238 48V46H240L242 43H244V41L243 40H241L240 39ZM104 42V43H103ZM115 42H116V44H115ZM122 42H124L125 44H127V46H125V44L124 43H122ZM148 42V44H146V46H144L145 45V43H147ZM155 42L157 43V44H159V45H157L155 48L153 47V46H151L152 44H155ZM84 43V42H83ZM82 43V44H83ZM136 43H138V44H136ZM152 43V44H151ZM81 44V45H82ZM103 44V45H102ZM107 44V45H106ZM115 44V45H114ZM121 44H124V45H122V46H119V45H121ZM134 44V45H133ZM135 44H136V46H135ZM140 44V45H139ZM149 44H150V46L151 47H153V49L149 46ZM84 45V44H83ZM110 45V46H109ZM114 47H113V46ZM139 45V46H138ZM148 45V46H147ZM74 46H75V44H74ZM73 46V47H74ZM142 47V50H141V48H139V47ZM98 47H100V48H98ZM108 47V48H107ZM109 47H111L110 49H111V51H109L110 49H109ZM117 47L118 48H121V51H120V49H117ZM129 48L128 49V51H127V53L128 54H126V50L127 49H124V48ZM143 47H148V49H145V50H143ZM113 48V49H112ZM99 49L101 50L100 52H99ZM107 51H106V50ZM109 49V50H108ZM88 50H90V49H88ZM115 50H118V51H115ZM97 51V52H96ZM103 51V52H102ZM134 51V50H133ZM93 52H95V53H97V55L95 54V53H93ZM106 52L108 53V54H106ZM115 52H117V54L115 53ZM121 52V53H120ZM138 52V53H137ZM140 52V53H139ZM105 53V54H104ZM125 53V54H124ZM110 54H115V57H117V56H120V57H117V58H113L114 57V55H112V56H110ZM122 54H124V55H122ZM128 57V58H124V57H126V56ZM137 55V56H136ZM122 56H124L123 58H122ZM91 57V58H90ZM109 57V59H110V61L111 62H109V59H107ZM112 57V58H111ZM118 58H120V59H122V60H118ZM102 59V60H101ZM107 61H106V60ZM113 59H114V61L116 62H114L113 61ZM123 59H126V60H123ZM91 60V61H90ZM95 61V65L93 64L94 63V61ZM93 61V62H92ZM106 61V62H105ZM112 61H113V63H115V64H118L117 63V61H119L120 63L118 64V65H116V68L118 69L119 68V70L120 71H118L117 69L116 70H114L115 68H113V67H115V64H113L112 63ZM122 61V62H121ZM124 61V62H123ZM90 62V63H89ZM102 62H104V64L102 63ZM109 63H112L111 65V67H110V65H109ZM121 63H124V64H121ZM187 64H185V65H183L182 67H180V68H178L176 71H175V75L173 76V78H176V77H179L180 75H187V74H190V73H195V74H204L205 72H209V71H212V69H211V67H213L214 65H216V64H218V62L216 61V52H210L208 55H206L205 53L204 54H198V55H196V56H193V57H191L187 62H186ZM92 64H93V68L94 69H92ZM101 64V65H100ZM103 64V65H102ZM87 65L90 67H87ZM106 67H108V68H106ZM121 65L123 66V68L121 67ZM101 66V67H100ZM86 67V68H85ZM103 67V68H102ZM106 69H105V68ZM102 69V71L101 70H99V69ZM112 68V69H111ZM262 68V67H261ZM261 68H259L258 69V71H256V70H253V71H251V73H248L247 75H245L244 76V78H243V80L246 78V76L248 77V78H246L245 80H244V82H243V80H241L240 82L242 83V84H240V82L239 83H235L234 85H236V86H234L233 84H230L229 85V83H226V86L223 88L222 86L218 89L219 91H217L216 93H214V94H212L213 95V97H212V95L210 96V98H213V100L215 101V103L213 102V100H210V103H208L207 105H206V107H204L202 110H201V115H209V114H214L213 116H215V117H217L216 118V120L218 119V120H223L224 118L226 119L227 117H234V118H232V122L234 123V122H237V121H235V119L237 118V120L239 119V116L240 115H236V114H238L239 113V111H237V109L238 110H240L242 107H239L240 106V104H241V106H244V107H246V108H248V106L250 107V108H254V106H255V109H254V114H252V116H248L247 118H246V122H248L249 123V125L247 126V127H244V128H242V129H244V130H247L248 132H250L249 134H248V137L250 138L249 139V141L248 142H246V143H244V145H243V150H244V152L240 155V159H241V161L240 162H238L239 164L237 165V170L235 169L236 168V166L232 169V171L230 172V173H228V174H226L225 176H223V177H221V178H219V179H216V180H212L209 184H207V186H205L203 189H202V193H201V195L200 196H195V197H193L192 199H190V200H187V201H185V206L183 207V209H182V211L177 215V216H173V217H169V218H165V217H163L162 215H158V216H154L152 219H151V221L149 220V221H146V222H143V223H141L140 225H138V227H137V225L136 226H134V227H131L130 228V226L128 225V226H126L125 224H123V225H119L118 227L119 228H117V227H115L116 229H114L113 231H112V229H108V230H106V233L107 234H110L109 232H111V234H110V236L108 235H106V233L103 235V238H99V243H98V240L92 245V247H91V249L88 251V252H86V254H83V255H79V256H77L76 258H75V260L73 261V264H116V263H118L120 260H123V259H126V260H130V263L129 264H226L225 263V260L227 259V258H229V256H230V254L227 252V253H224V254H222L220 257H221V259H219L218 258V256H216V254H217V252H218V250H220V249H222L223 248V246H224V244H225V242L226 241H232L235 237H238L241 241H239V243L240 244H242V245H245L246 243H247V241H249L250 239H252V237L255 235V234H262V235H264V203H263V201H264V162H262L261 160H257V157H258V154L260 153V152H264V139H260V140H258L257 139V136H256V130L258 131V132H260V131H263L264 132V107L262 108V104L264 105V103H262V102H264L263 101V99H264V93H262V88H264V81H263V79H264V68L262 69V71H260L261 70ZM86 69H91V73L88 71L87 73L90 75V76H92V77H90L85 71H86ZM104 69V70H103ZM111 71H113V72H115L116 74H114L113 72H110V74H109V71L110 70ZM124 71H123V70ZM205 69V71H202V70H204ZM97 70H98V72H97ZM105 70H107V72L105 71ZM109 70V71H108ZM99 71H100V73L101 72H103V71H105L106 72V74L107 75H111L110 77L109 76H107V75H103L102 76V73H101V76H99L97 73H99ZM156 71H159L160 72V69H156ZM105 72H103V74L105 73ZM118 72V73H117ZM133 74H132V73ZM254 72V73H253ZM263 72V73H262ZM258 73V74H257ZM126 74H128V75H126ZM131 74V75H130ZM253 74V75H252ZM81 75H82V77H81ZM84 75V76H83ZM87 75V76H86ZM122 75V76H121ZM163 75V74H162ZM259 75V76H258ZM90 77L91 79H84V78H86V77ZM128 76V77H127ZM250 76V77H249ZM255 76V77H254ZM81 77V78H80ZM100 77H102V78H100ZM126 77V78H125ZM200 77H202V76H200ZM257 77V78H256ZM263 77V78H262ZM100 78V79H99ZM105 78V79H104ZM106 78L108 79V80H106ZM109 78H111V79H109ZM252 78V79H251ZM258 78H260V79H258ZM77 79V80H78ZM98 79L101 81V79H103V81H99V82H97V84H96V80L98 81ZM122 79V80H121ZM128 81H127V80ZM166 78L165 77H162L161 79H160V81H166L165 80ZM248 79L251 81V84H250V81H248ZM255 79H257L256 81H255ZM85 80V81H84ZM247 80V81H246ZM260 80V81H259ZM117 81H119V82H117ZM120 81H121V83H124L123 81H125V83L124 84H121L120 83ZM253 81V82H252ZM84 82V83H83ZM94 82V83H93ZM110 82V83H109ZM178 82L180 83L181 81L180 80H178ZM246 82V84L244 85L243 83H245ZM77 83V84H76ZM89 83V84H88ZM91 83V84H90ZM92 83L95 85L96 84V88H94V85H92ZM103 83V84H102ZM108 83V84H107ZM119 83H120V85H119ZM78 84H79V86H78ZM111 84V85H110ZM114 84V85H113ZM188 84V82H186L183 86H186ZM239 84L240 85H242V87L244 88V89H246V90H242L243 88L241 87V86H239ZM260 84V85H259ZM76 85L78 86V89H77V87H76ZM89 85V87L87 88V86ZM92 85V86H91ZM97 85H101V86H97ZM107 85H109L110 86V88L111 89H114V91L113 90H111L110 88H109V86L107 87ZM119 85V87L117 88V86ZM180 85H181V83H180ZM225 85V84H224ZM233 85V86H232ZM248 85V86H247ZM253 85V86H252ZM262 85V87H260ZM91 86V87H90ZM228 86H230V88H228ZM238 86H239V88H238ZM248 88H247V87ZM256 86L258 87L257 89H256ZM80 87V88H79ZM88 89H86V88ZM93 87V88H92ZM235 87V88H234ZM253 87V88H252ZM255 87V88H254ZM100 90H99V89ZM106 88H108L107 90H105ZM222 88L223 89H227V90H229V91H227V92H229L228 94H226L227 92L225 91V92H223V93H221L223 90H222ZM250 88V89H249ZM76 89V90H75ZM84 89H85V91L87 92V93H83V92H85L84 91ZM89 89H93V90H89ZM118 89V90H117ZM156 89V88H155ZM233 89V90H232ZM254 89H256V90H254ZM261 90V91H259V90ZM234 90H238L237 92L235 91L234 92ZM93 92V93H91V92ZM109 93H108V92ZM111 91V92H110ZM117 91V92H116ZM221 91V92H220ZM231 91V92H230ZM241 91V92H240ZM242 91H244V93H242ZM259 91V92H258ZM77 92V93H76ZM102 92H103V94H102ZM233 92V93H232ZM249 93V92H253L254 93V95H250L249 97H248V100L246 99V98H244V94H247V93ZM264 92V91H263ZM107 93V94H106ZM112 94V96H111V94ZM221 93V94H220ZM232 93V94H231ZM235 93V94H234ZM238 93H239V95H238ZM243 95V97L241 98V94ZM257 93H259V94H257ZM83 94V95H82ZM86 94H88V95H86ZM90 94H92V95H90ZM100 94V95H99ZM105 94L107 95V96H105ZM109 94V95H108ZM236 95V96H234V95ZM260 94H263V95H260ZM84 95H85V97L86 96H89V97H84ZM99 95V96H98ZM103 95V96H102ZM214 95H215V98H214ZM217 95H218V97H217ZM220 95V96H219ZM223 95H224V97H223ZM226 95H227V97H226ZM237 95H238V97L240 98V100L244 103V104H242L241 103V101L239 100V98L237 97ZM257 95H259V96H261V97H256ZM101 96V97H100ZM109 96V97H108ZM234 96V97H233ZM85 99H84V98ZM111 97V98H110ZM229 97H232V98H229ZM89 98V102H87V99ZM90 98H92V99H90ZM97 98H99V99H97ZM103 98V99H102ZM105 98V99H104ZM252 98V100L251 101H253L254 100V102H258L257 104L255 103L254 104V102H252L251 103V101H250V99ZM254 98V99H253ZM259 98H260V100H259ZM72 99V100H71ZM80 99V100H79ZM82 99H84V100H82ZM94 99H95V101L97 102L98 100H99V102H97L98 104H96V105H94V103H96V102H94ZM97 99V100H96ZM110 99V100H109ZM217 100V102H216V100ZM258 99V100H257ZM101 100V101H100ZM103 100V101H102ZM69 101V103H67ZM72 101V102H71ZM79 103H78V102ZM83 101V102H82ZM111 101H113V102H111ZM219 101V102H218ZM240 101V102H239ZM250 101V102H249ZM260 101H261V103H260ZM102 102V103H101ZM234 102V103H233ZM67 103V104H66ZM76 103V104H75ZM80 103H81V105H80ZM82 103H85V104H82ZM91 103V104H90ZM100 103V104H99ZM214 103V104H213ZM228 103V104H227ZM230 103V104H229ZM237 103H239V105H237ZM88 104V105H87ZM222 104V105H221ZM246 104H248V105H246ZM83 105V106H82ZM98 105V106H97ZM211 105V106H210ZM213 105H215V106H213ZM233 105V106H232ZM253 105V106H252ZM258 105V106H257ZM259 105H261L260 107H259ZM76 106V107H75ZM81 106V109H79V107ZM85 106V107H84ZM95 106V107H94ZM115 106V107H114ZM224 106H226V107H224ZM236 106V107H235ZM76 109H75V108ZM88 107V108H87ZM101 107V108H100ZM108 109H107V108ZM214 107V108H213ZM233 108V110L232 109H230V108ZM257 107V108H256ZM259 107V108H258ZM93 108V109H92ZM103 108H105V110L103 109ZM210 108V109H209ZM235 108V109H234ZM83 109H84V111H83ZM92 110V114H90V111ZM100 109V110H99ZM106 109H107V111H106ZM110 109V111H108ZM112 109V110H111ZM206 109H208L207 111H204V110H206ZM220 109V110H219ZM224 109V110H223ZM227 109H229L228 111H227ZM68 110V111H67ZM86 110V111H85ZM212 110V111H211ZM216 110V111H215ZM237 112H236V111ZM256 110V111H255ZM258 110V111H257ZM262 111V113L263 114H260L261 113V111ZM66 111V112H65ZM89 111V112H88ZM98 113V115H97V113ZM101 111V112H100ZM202 111H204V112H202ZM225 111V112H224ZM228 113H227V112ZM63 112H65L64 114H63ZM79 112H80V114H79ZM103 112H107V113H105V115L103 114ZM109 112V113H108ZM206 112V113H205ZM220 112V113H219ZM229 112H232V113H230L231 115H229ZM258 112H260V113H258ZM67 113V114H66ZM216 113V114H215ZM235 113V114H234ZM79 114V115H78ZM89 114V115H88ZM93 114H94V116H96L97 115V117L99 118H97V117H94L93 116ZM99 114H101V115H99ZM103 114V115H102ZM108 114V115H107ZM228 114V115H227ZM257 114H260V115H257ZM65 115V116H64ZM85 115H86V118H85ZM216 115H218V116H216ZM224 116V118H223V116ZM233 115V116H232ZM235 115V116H234ZM254 115V116H253ZM257 117H256V116ZM90 116H92V117H90ZM100 116H102V117H100ZM105 116V117H104ZM261 116V117H260ZM83 117V118H82ZM104 117V118H103ZM62 118H65V119H62ZM72 118V119H71ZM77 118V119H76ZM81 118V119H80ZM90 118V119H89ZM95 118V119H94ZM83 119H85V120H83ZM88 119H89V121H88ZM92 119V120H91ZM105 119V120H104ZM215 119V118H214ZM250 119V120H249ZM255 119L256 120H261V121H263V122H261V123H259V124H257V125H253V124H251V122L253 123V121H255ZM61 120V121H60ZM62 120H64V122L63 123H61L62 122ZM79 120V121H78ZM94 120V121H93ZM97 120L99 121L98 123H97ZM102 121V122H101ZM61 124H59V123ZM87 122V123H86ZM89 122V123H88ZM92 124H91V123ZM104 122V123H103ZM65 123V124H64ZM84 123H85V125H84ZM60 126H62L63 127V125H64V127L62 128V127H60ZM79 124V127L81 128H79L78 126V128L81 130V133H79V131L80 130H77L78 128L76 127V125H78ZM235 124V123H234ZM96 127V128H95ZM251 127V128H250ZM261 127V128H260ZM60 128V129H59ZM241 129L240 127H238V126H234L233 127V129ZM260 128V129H259ZM91 129V130H90ZM259 129V130H258ZM63 130H64V132H63ZM89 130V132H87ZM114 130V131H113ZM82 131H85V132H82ZM95 131H97V132H95ZM112 131V132H111ZM77 132V133H76ZM76 133V134H75ZM93 136H91L90 134ZM92 133H95V134H92ZM63 134V135H62ZM78 134V139H77V135ZM83 135V134H86V135H84V136H82V137H84V138H82L80 135ZM107 134V135H106ZM95 135V136H94ZM100 135V136H99ZM102 135V136H101ZM62 136V137H61ZM79 136H80V138H81V141L79 140L80 138H79ZM91 137H92V139H94V138H99V140H91ZM101 137V138H100ZM104 137V138H103ZM66 138V139H65ZM63 139V140H62ZM85 139V140H84ZM104 139V140H103ZM61 140V141H60ZM70 140H73L72 142L70 141ZM83 141H85V142H83ZM92 141H93V144H91L92 143ZM94 141H97V142H95V144H94ZM103 141V142H102ZM88 142V143H87ZM100 144H99V143ZM158 141H157V137H156V141H155V138H154V140L152 141V143L151 144H149V145H154V144H156ZM70 143H71V145H72V147H71V145H70ZM76 143H78V144H82V146H79L78 144H76ZM34 144V145H33ZM75 144H76V146H75ZM99 144V145H98ZM67 145V146H66ZM93 145V146H92ZM78 146V149H75V147H77ZM68 147H69V149H68ZM89 147V148H88ZM59 148V149H58ZM91 150L90 148H94V150L92 149V153L91 152H88L89 150ZM75 149V150H74ZM86 149V150H85ZM95 149H97V150H95ZM58 150V151H57ZM85 150V152H83ZM66 151H68V154H67V157H66V166H67V169L68 170H65L66 169V167H65V169H64V171H66V172H64L65 173V175H62V172L60 173L63 177H61L60 176V174L56 177V179H55V181H54V184H53V186L51 187V188H49V189H47V187H46V184H47V181H48V178H49V176H50V173H51V171H52V165H53V161L55 160V159H58V158H60V156H61V154L63 153V152H66ZM27 152V153H26ZM56 152V153H55ZM31 153H33V154H31ZM85 153V154H84ZM58 154V155H57ZM82 154H84V156L82 155ZM90 156H89V155ZM166 154V153H165ZM54 155V156H53ZM52 156H53V158H52ZM83 157V158H82ZM90 157H91V159H90ZM154 157V158H153ZM82 158V159H81ZM155 158H156V155H151L149 158H147L146 160H145V166L147 167V171H149L151 168H152V166H153V164H154V162H155ZM5 159V160H4ZM8 161H7V160ZM80 159H81V161H80ZM263 159H264V154H263ZM3 161H5L6 162V164H5V162H3ZM11 161H13V162H11ZM73 161H74V163H73ZM83 164H82V163ZM243 162V163H242ZM4 165H3V164ZM11 163V164H10ZM68 163H69V167H68ZM81 163V164H80ZM135 163H136V161H134L133 160V162H132V164L133 165H135ZM223 163V162H222ZM222 163H220V164H222ZM242 163V164H241ZM254 163V164H253ZM9 164H10V166H9ZM80 164V165H79ZM84 164H85V168H83L84 167ZM131 164V165H132ZM246 164H248V166H246L243 170H241L240 172H238V174H236L237 173V171L241 168V167H243L244 165H246ZM13 165V166H12ZM48 165V166H47ZM79 165V166H78ZM88 165V166H87ZM87 166V167H86ZM239 166V167H238ZM9 167H11V168H9ZM31 167V168H30ZM47 167H48V169H47ZM256 167V168H255ZM15 168V169H14ZM46 168V175L44 174V169ZM12 169V170H11ZM77 169H79V172L77 171ZM262 169V170H261ZM41 170H43L42 172H41ZM49 170V171H48ZM85 170V171H84ZM77 171V172H76ZM1 172H0V174H1ZM48 172V173H47ZM76 172V173H75ZM126 172V171H125ZM12 173V174H11ZM39 173H40V175H39ZM43 173V174H42ZM75 173V174H74ZM137 173H139V172H137ZM145 173V172H144ZM28 174V175H27ZM81 174V175H80ZM45 175V176H44ZM70 175H73V176H71L70 177ZM11 176V177H10ZM80 178H79V177ZM29 177V178H28ZM42 179H41V178ZM78 177V178H77ZM34 178V179H33ZM37 178V179H36ZM59 178H62V181H61V179H59ZM69 178H71V179H69ZM39 179H40V181H39ZM59 179V180H58ZM65 179V180H64ZM78 179H79V181H78ZM36 180V181H35ZM201 180V179H200ZM199 180V181H200ZM206 182L207 181H209L210 179L207 177H205V179H204ZM31 181H33V182H37V183H35V185H36V187H34V186H32L33 187V190L31 191V189H32V187L30 188V189H26L28 186H29V184H30V182ZM40 182H43V183H40ZM8 183V184H7ZM45 183V184H44ZM77 183V184H76ZM40 184V185H39ZM44 186H43V185ZM68 184V185H67ZM3 185H4V187H3ZM42 185V186H41ZM66 186V187H65ZM67 186L68 187H70V188H67ZM3 187V188H2ZM25 187V188H24ZM64 187V188H63ZM234 187V188H233ZM52 188H53V190H52ZM74 188V189H75ZM213 188V189H212ZM25 189V190H24ZM65 189V190H64ZM67 189H70V190H67ZM73 189V190H74ZM212 189V190H211ZM235 189V190H234ZM117 190V188H114V189H111L110 191H109V193H113V192H115ZM46 191V192H45ZM65 191V192H64ZM71 191V192H70ZM227 191H229V193H227ZM231 191V192H230ZM58 192V193H57ZM70 192V194H68ZM233 192V193H232ZM47 193V194H46ZM61 193V194H60ZM63 193V194H62ZM64 193H66L67 194V196L66 195H64ZM223 193H225V194H223ZM56 194H58V201H57V205H55V206H51L50 205V203H51V201H52V197L53 196H55ZM220 194H222V196L220 195ZM227 194V195H226ZM62 195H63V197H62ZM219 195V196H218ZM226 195V196H225ZM232 196V197H231ZM64 197H65V201H64ZM66 197H68L67 199H66ZM222 198V200H221V198ZM29 199H28V202H30L29 201ZM47 200V201H45V200ZM61 199H63V200H61ZM45 201V203L43 204V202ZM58 202H60V204H58ZM240 202V203H239ZM64 203V204H63ZM125 203H127V202H125V201H123V204L122 203H120L122 206L124 205H126ZM119 204V206L121 207V205ZM44 205H46V207L44 206ZM49 207H48V206ZM62 205V206H61ZM64 205V206H63ZM71 205V206H70ZM118 204H116V207L118 208L119 206H117ZM57 206V207H56ZM59 206L62 208L63 207V212H61V214H63L64 212H66V213H64L63 215H61L60 214V211H62V209L61 208H59ZM115 206V205H114ZM201 206H202V208H201ZM53 207V208H52ZM56 207V208H55ZM65 207V208H64ZM67 207V208H66ZM115 207V208H116ZM52 208V209H51ZM55 208V209H54ZM61 209L60 211H59V209ZM43 209H44V211H43ZM45 209H47V210H45ZM51 209V210H50ZM53 209H54V211H53ZM254 209V210H253ZM49 210H50V213H48L49 212ZM66 210V211H65ZM247 210V211H246ZM38 211H39V213H38ZM46 211V212H45ZM43 214H42V213ZM54 212V213H53ZM235 212V213H234ZM37 213V214H36ZM46 213V214H45ZM56 213H57V215H56ZM59 213V214H58ZM191 215H190V214ZM34 214H36V216L34 215ZM38 214H42L41 216L40 215H38ZM50 214V215H49ZM229 214V215H228ZM261 216H260V215ZM24 215H26V213L24 214ZM54 217H53V216ZM66 215H68V217L70 218H68ZM46 216V217H45ZM57 216V217H56ZM59 216V217H58ZM60 216H61V219H60ZM65 216V217H64ZM42 217H44V218H42ZM51 217V218H50ZM191 217V218H190ZM216 217H217V219H216ZM41 218V220H39ZM46 218H47V221H48V218H49V221H48V223L46 224V222H45V220H46ZM63 218H65V220H66V222L64 221V219ZM155 218V219H154ZM157 218V219H156ZM171 218H172V220H171ZM182 218V219H181ZM223 218V219H222ZM51 219V220H50ZM60 219V220H59ZM63 219V220H62ZM187 219V220H186ZM38 220H39V222H38ZM42 220H44V221H42ZM165 220V221H164ZM178 220V221H177ZM181 220V221H180ZM240 220V221H239ZM58 221V222H57ZM61 221H64L63 222V224H62V226H61V228H59V229H61V231H60V233L58 234V235H56L57 233V231L56 232H54L55 230H57L58 229V226H56L55 224H59V222H61ZM68 221V222H67ZM174 221V222H173ZM189 221V222H188ZM43 222V223H42ZM55 222H57V223H55ZM250 222V223H249ZM36 223V224H35ZM45 223V224H44ZM64 223H65V226H64ZM178 223H180V224H178ZM40 224H42V225H40ZM43 224L44 225H46V226H44L43 227ZM52 224H53V226H52ZM173 224V225H172ZM184 224V225H183ZM215 224V225H214ZM38 225V226H37ZM186 225V226H185ZM49 227V229H48V227ZM126 226V227H125ZM140 226V227H139ZM148 228H147V227ZM243 226V227H242ZM50 227H53V230L51 229L50 230ZM56 227V228H55ZM124 228V229H122V228ZM135 227H137V228H135ZM162 227H163V229H162ZM167 227V229L165 230V228ZM256 227V228H255ZM45 228H46V230H45ZM63 228H64V230H63ZM121 228V229H120ZM127 228V229H126ZM130 228V229H129ZM145 228H146V230H145ZM184 228V229H183ZM186 228V229H185ZM17 231H16V230ZM22 229V230H21ZM118 229V230H117ZM121 231H120V230ZM139 229V230H138ZM142 229V230H141ZM174 229H175V231H174ZM13 230V231H12ZM23 230H25V233H27V234H25L24 233V231ZM29 232H28V231ZM31 230V231H30ZM34 230L36 231V232H34ZM45 230V231H44ZM111 230V231H110ZM126 230V231H125ZM136 230V231H135ZM168 230H171V231H169V232H167V233H165L166 231H168ZM181 230H182V232H181ZM22 233H20V232ZM38 231H39V233H38ZM44 231V232H43ZM48 231V232H47ZM50 231H52V232H50ZM114 231H116V232H114ZM158 231V232H157ZM174 231V232H173ZM180 231V232H179ZM214 231V232H213ZM249 231V232H248ZM41 232H43V235H41L42 233ZM49 232H50V234H49ZM120 232V233H119ZM157 232V233H156ZM172 232V233H171ZM247 232V233H246ZM20 233V234H19ZM31 233V234H30ZM51 235L50 237H49V235ZM51 233H53V234H55L56 236H53V237H55L56 239L54 240V238H53V240H54V242H53V240H51L50 238L52 237V235L53 234H51ZM15 234V235H14ZM29 234V235H28ZM47 234V235H46ZM164 234V235H163ZM167 234H169V235H167ZM249 234V235H248ZM13 235L14 236H16V237H13ZM22 235H23V237H22ZM27 235V236H26ZM40 236V237H38V236ZM46 235V236H45ZM117 235V236H116ZM138 235V236H137ZM154 235H159V237L155 240V241H153L146 249L144 248V246L149 242V241H151L152 239H153V237H154ZM36 236H37V238H36ZM46 240V241H44L43 240V238ZM105 236V237H104ZM165 236V237H164ZM185 236V237H184ZM22 237V238H21ZM29 237V238H28ZM35 237V239L33 240V238ZM108 237H110V239H107ZM175 237V238H174ZM13 238H14V240H13ZM23 239L22 241H21V248L20 249H22L21 251L22 252H24V254H21V252L19 253V251H20V249H18L17 248V242L16 241H18V239ZM25 238H26V240H25ZM38 238H40L41 240H43V241H41L40 239L39 240H37ZM46 238H48V241H47V239ZM33 240L31 243H29L30 241L29 240ZM128 239V240H127ZM177 239H179V240H177ZM35 240H37V241H35ZM102 240V241H101ZM105 240V241H104ZM111 240V241H110ZM169 240V241H168ZM26 241V242H25ZM29 241V242H28ZM50 241V242H49ZM55 241H56V243H55ZM104 241V242H103ZM108 241V242H107ZM235 241V240H234ZM233 241V242H234ZM27 242H28V244H27ZM33 242H38V244L36 245V243H34L33 244ZM42 242H45V243H43V245H42ZM46 242H48V244L51 246H49ZM51 242H52V244H51ZM105 242H107V243H105ZM199 242V243H198ZM205 242V243H204ZM232 242V243H233ZM40 243V244H39ZM104 243H105V245H104ZM177 243V244H176ZM223 243V244H222ZM30 244V245H29ZM109 244V245H108ZM29 245V246H28ZM32 245V246H31ZM10 246V247H9ZM53 246V247H52ZM195 246V247H194ZM26 247V248H25ZM29 247V249L28 250H30L29 252H27L28 250H27V248ZM31 247V248H30ZM48 247V248H47ZM49 247H50V249H49ZM193 247V248H192ZM204 247V248H203ZM52 248V249H51ZM115 250H114V249ZM202 248V249H201ZM24 249H25V251H24ZM48 249V250H47ZM94 249V250H93ZM217 249V250H216ZM237 249V248H236ZM8 250V251H7ZM17 250H19V251H17ZM112 250H113V252H112ZM153 250V251H152ZM197 250V251H196ZM17 251V253H15ZM47 251V252H46ZM49 251V252H48ZM45 252V253H44ZM94 252V253H93ZM115 252V253H114ZM27 253H29L28 254V256L26 255ZM122 253V254H121ZM18 254V255H17ZM15 255H16V257L20 260V262H19V260H16L17 258L15 257ZM20 255H22V256H20ZM23 255H25L26 257L24 258L23 257ZM46 255V256H45ZM15 257V258H13V257ZM20 256V257H19ZM82 256V257H81ZM79 257V258H78ZM31 258H33V259H35L36 260V258L35 257H31ZM40 258V259H39ZM196 258V259H195ZM9 259H14V260H9ZM77 259V260H76ZM260 259H261V264H264V254L262 255V256H260ZM170 260V261H169ZM18 261V262H17ZM12 262H14V263H12ZM245 262L246 263H249V261H248V259H245Z\"/></svg>", "mask_w": 264, "mask_h": 264}, {"label": "snow or ice", "instance_id": "6c2138e0", "mask_svg": "<svg viewBox=\"0 0 264 264\" xmlns=\"http://www.w3.org/2000/svg\"><path fill=\"white\" fill-rule=\"evenodd\" d=\"M62 7L67 8L69 11L73 13L74 21H78L81 25L85 24V17L81 11L82 5L79 3V0H76L75 5L71 3V0H64V4ZM106 7V5L101 2V0H93V4L91 5V9L93 11L95 10H103ZM116 8H119L121 10L126 9L129 7L128 3L126 0H117V4L115 5ZM39 8V6H38ZM261 16H264V0H262L261 3V11L259 13ZM38 19L36 21V29L29 34L28 37L25 38H13L9 37L8 41L6 43L11 42L12 40H16V43L19 45L22 42H27V41H32L33 43H40L44 42L47 43L50 41L51 37L48 35L47 32V25H50L52 23L51 19H48L47 13L45 12L44 14H40L38 12ZM100 28H103V24H100ZM182 26H169V38L172 36H177L179 32L181 31ZM100 37V32L99 29H93L91 27L88 28L87 34H86V40H87V45L93 46L95 45ZM195 43H198V41H186L183 44H180L179 46H174L172 54L169 56L167 62H166V67H171L174 66L175 61L178 57L181 55L185 54L188 52L194 45ZM88 51V47H85L81 49V55H86ZM165 51H168L167 49ZM258 55L261 57H264V40L260 42V46L258 49ZM57 56L59 57L60 54L57 53ZM64 63L68 64L70 63L69 58L64 57ZM231 71V70H229ZM54 83H57V81H53ZM190 100L192 103H203V100L199 95H193L190 97ZM180 113L179 111L173 112L169 116V120H177L179 117ZM178 130H182L184 127V123L182 120H178L177 125H176ZM182 131L178 132V135H182ZM33 136H36V133L33 132ZM58 140V134L53 126H49L47 128L46 133L44 136L41 138V143H42V151L47 152V145L50 143L52 147L54 148L56 145V142ZM117 145H108L106 148L103 150V152L98 153L96 157V163H97V170L94 171V179L92 181V184L95 185L97 182H102L104 179L107 178V176L110 174V171L107 167H104L105 164H107L109 159L113 158V154L117 152ZM112 167H115V164L112 165ZM190 169L187 167L179 169L178 172H175L172 176L171 182L166 185V191L170 193L173 189V187L178 186L180 182H182L187 175H189ZM90 190V189H89ZM85 187L82 186L80 190H78L73 198L75 199L76 197H79L82 193H84ZM160 191V188L158 186L157 192ZM103 193V189L101 190V193L97 194V198ZM13 213H9L8 219L6 220V223L11 224L15 223V220L12 219ZM101 219H104L105 222H107L106 217H100L97 216V221H100ZM127 219V217H125ZM40 251H34L29 254V257H26L21 264H73V261L71 259V252L69 249H64L60 252H58L55 256H53L51 259L47 261H37L35 259H32L31 257L40 255ZM0 264H7V261L0 262Z\"/></svg>", "mask_w": 264, "mask_h": 264}]
</instances>
